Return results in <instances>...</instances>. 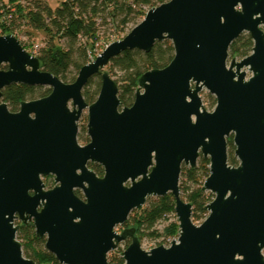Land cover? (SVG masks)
I'll list each match as a JSON object with an SVG mask.
<instances>
[{"label":"water","instance_id":"water-1","mask_svg":"<svg viewBox=\"0 0 264 264\" xmlns=\"http://www.w3.org/2000/svg\"><path fill=\"white\" fill-rule=\"evenodd\" d=\"M243 34L252 53L228 66L229 48ZM164 41L173 60L142 75L133 105L122 108L105 71L110 61L126 51L149 54ZM96 76L99 95L88 105L83 91ZM11 85L51 93L12 113L2 103ZM204 89L216 101L211 113ZM85 110L89 143L82 147ZM232 135L237 167L228 162ZM200 156L210 162L202 191L215 198L196 226L179 183L182 166L194 169ZM50 176L56 186L46 190ZM169 195L180 231L169 248L146 252L135 229L116 232L148 198ZM15 220L32 223L59 264H109L126 241L125 264H264V0H170L82 67L72 84L42 71L14 35H0V264H37L24 257Z\"/></svg>","mask_w":264,"mask_h":264},{"label":"trees","instance_id":"trees-1","mask_svg":"<svg viewBox=\"0 0 264 264\" xmlns=\"http://www.w3.org/2000/svg\"><path fill=\"white\" fill-rule=\"evenodd\" d=\"M59 6L51 8L43 0H0V35H15L21 28L41 33L45 36L44 46L34 54L40 61L42 71L47 72L65 84L75 82L82 67L90 62L95 45L101 40L102 32L98 21L107 25V20L115 29L116 34H123L130 25L143 19L152 8L165 4L167 0H58ZM170 1V0H169ZM26 32L30 35V32ZM23 46V44H21ZM26 50V47L23 46ZM253 41L248 34H243L232 43L229 56L244 59L252 53ZM174 57V49L169 41L157 43L149 54L140 51H126L119 57L112 59L107 67L110 76H117L115 81L122 108H130L139 87V79L146 72L161 70L167 67ZM7 70L6 66L1 68ZM76 76L71 78V73ZM99 83L92 87L93 79ZM90 80L83 91V97L88 105L93 104L100 91L101 79L99 76ZM50 90L42 92L38 87L25 85H11L2 91V103H5L12 113H17L22 102L39 100L47 97ZM213 103L215 100L213 99ZM87 130L83 128L78 135V141L88 142ZM231 145V144H230ZM199 166L194 169L182 166V183L180 191L185 190L187 180L190 185L197 188L186 187V201L192 205L193 221H201L207 217L206 206L212 198L202 191V183L209 177L210 162L200 156ZM230 166L237 162L229 159ZM98 177L104 175L103 168L96 164H89ZM78 197H82L79 191ZM175 215L174 199L169 195L146 201L141 211H134L129 216L126 227L135 229L140 242L144 238L158 239L162 237L156 227ZM17 240L21 243L24 257L37 264H59L55 257L45 250V240L39 239L35 234L33 224L18 226ZM179 224L172 222L165 230L164 236L178 235ZM129 245L126 246L128 248ZM123 252H115L109 259V264H125Z\"/></svg>","mask_w":264,"mask_h":264},{"label":"rangeland","instance_id":"rangeland-1","mask_svg":"<svg viewBox=\"0 0 264 264\" xmlns=\"http://www.w3.org/2000/svg\"><path fill=\"white\" fill-rule=\"evenodd\" d=\"M43 1L46 2V3H48L49 6L51 8H53V9H55V8H57L59 6V1L58 0H43ZM167 2H169V0H167ZM4 3L7 4L8 3V0H4ZM143 19H139L136 23L137 24H140L143 21ZM98 23H99V25H101L100 26V30L102 32V36H101L102 38H101L100 42L95 45V48L92 51L93 53L90 54V59H91L90 62L94 61L96 59V57H98L109 44H111L113 42H116V41H119V40H122L134 28V26H135V25H130V26H128V28L125 30V32L123 34H116L115 29L110 24V20H107V23H108L107 25H103L101 20L98 21ZM28 31H29L28 29H26V28L23 27V28H21V30H19L18 32H16V34L14 36L18 39V41L21 44H23V46L26 47V51L28 53L34 55V54L37 53L38 49H40L41 47L44 46L45 36L43 34H41V33L33 32V31H29L30 32V35H27L26 32H28ZM1 36H5V35H1ZM232 59H233L232 57H230V56L228 57V61H227V65L228 66L230 65ZM234 59H236L237 62H239L240 60H242V59H239V58H234ZM106 69H105V71L107 72ZM242 72H245L246 73L247 78H250L252 76V73L247 68L242 69ZM75 76H76V74H75V72H73V73H71V76L70 77L73 78ZM111 78L114 81H116L118 79V77L115 76V75L111 76ZM98 83H99V79H97V78L96 79H93L92 87L95 88V86ZM38 88H40L42 90V92H45L47 90H50L49 88H46V87H38ZM200 97L202 99L203 108L207 112H209V113L213 112L214 109H215V106H216V101H215V103H213V99L215 100V98L213 96H211L208 93V91H206L205 89L201 92ZM70 108L72 109V106L71 105H70ZM87 124H88V110H85L83 112L81 118H80V121L78 122V135L82 134L83 128H86V130H87ZM78 143L80 144V146L84 147L85 145H87L89 143V138H88V142L78 141ZM234 151H235V146L233 144V135H232L228 139V158L229 159L230 158H233L237 162V165L234 166V167H237L239 165V162H238V160L235 157ZM199 161H200V159H199ZM199 161L197 162V166H199ZM181 181H182V179H180L179 185L182 183ZM183 182L186 183V184L184 186L185 190L181 191V197H182V199H184L186 201V195H187L186 194V191H187L186 190V187H190V188L193 189V188H197L198 186H196V185H193V186L190 185L187 180L186 181L183 180ZM204 182L202 184H204ZM43 183L46 186V190H51L52 188H54L56 186L55 181H54V177H49V178L43 179ZM202 187H203V185H202ZM206 193L210 196V198H212V201H213L214 198H215V195L212 194L211 192H206ZM154 199H156V198L150 197L147 200L148 201H152ZM132 215H133V212L131 213V216ZM207 217H208V214H207ZM204 220L195 221V222L193 221V224L196 225V226H200L204 222ZM175 221L178 223L176 216L175 215L174 216L172 215L167 220H164V221L160 222L157 225L156 230L160 234H162V237H160L158 239H150V238H147V237L144 238L141 241V249L143 251L149 252L150 250H152L154 248H157V247H160V246H163L165 248H168L169 245L173 242V240L177 242L178 241V238H179V233H178L177 236L176 235L170 236V237H165L164 236V230L172 222H175ZM14 225L16 227L17 226H20L21 225V222L15 221ZM124 229H130V228L129 227H126V225H124L122 227L116 228V232L118 234H121ZM129 244H130V241H126V242L121 243L114 252H111L108 255V259L115 252H117V251L118 252L122 251L124 253L125 250L127 249L126 246L129 245ZM22 251H23V249H22ZM23 255H24V251H23ZM263 255H264V252H263Z\"/></svg>","mask_w":264,"mask_h":264},{"label":"flooded vegetation","instance_id":"flooded-vegetation-1","mask_svg":"<svg viewBox=\"0 0 264 264\" xmlns=\"http://www.w3.org/2000/svg\"><path fill=\"white\" fill-rule=\"evenodd\" d=\"M251 55V54H250ZM234 59V58H233ZM232 59V60H233ZM104 171V170H103ZM104 176V175H103ZM181 176V175H180ZM51 177V176H50ZM46 178H49V177H46ZM45 179V178H44ZM55 181V180H54ZM55 188V187H54ZM53 189V188H52ZM77 192V191H76ZM80 193H81V191H79ZM81 195H82V193H81ZM81 199L83 198V195H82V197H80ZM15 221H19V220H15ZM15 221H14V223H15ZM20 222V221H19ZM22 224V223H21ZM27 224H32V223H27ZM23 225H26V224H23ZM18 227V226H17ZM19 228V227H18ZM40 239V238H39ZM44 240H45V244H46V238H43ZM130 245V244H129ZM45 250H46V248H45ZM47 251V250H46ZM264 252V251H263Z\"/></svg>","mask_w":264,"mask_h":264},{"label":"built area","instance_id":"built-area-1","mask_svg":"<svg viewBox=\"0 0 264 264\" xmlns=\"http://www.w3.org/2000/svg\"><path fill=\"white\" fill-rule=\"evenodd\" d=\"M171 244H172V243H171ZM171 244L169 245V247L171 246ZM169 247H168V248H169Z\"/></svg>","mask_w":264,"mask_h":264}]
</instances>
